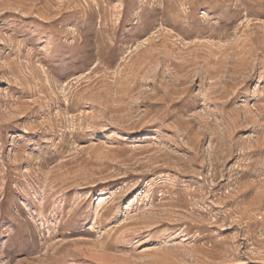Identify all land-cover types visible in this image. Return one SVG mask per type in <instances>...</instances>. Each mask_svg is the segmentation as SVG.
<instances>
[{
    "label": "rangeland",
    "instance_id": "374dc122",
    "mask_svg": "<svg viewBox=\"0 0 264 264\" xmlns=\"http://www.w3.org/2000/svg\"><path fill=\"white\" fill-rule=\"evenodd\" d=\"M0 264H264V0H0Z\"/></svg>",
    "mask_w": 264,
    "mask_h": 264
}]
</instances>
